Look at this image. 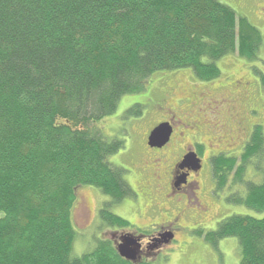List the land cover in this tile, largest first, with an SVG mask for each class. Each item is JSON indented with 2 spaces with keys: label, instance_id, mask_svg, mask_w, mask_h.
Returning a JSON list of instances; mask_svg holds the SVG:
<instances>
[{
  "label": "trees",
  "instance_id": "1",
  "mask_svg": "<svg viewBox=\"0 0 264 264\" xmlns=\"http://www.w3.org/2000/svg\"><path fill=\"white\" fill-rule=\"evenodd\" d=\"M261 41L256 25L219 0H0V264H131L109 240L73 253L80 187L112 201L135 195L109 160L124 139L105 137L99 122L127 95L150 97L156 109L155 84L165 77L167 92L176 71L213 81L221 58L253 60ZM241 149L211 157L213 178L218 188L243 182L233 202L264 212L262 125ZM249 165L260 181L244 178ZM200 236L235 237L238 264H264V215L232 214Z\"/></svg>",
  "mask_w": 264,
  "mask_h": 264
},
{
  "label": "rangeland",
  "instance_id": "2",
  "mask_svg": "<svg viewBox=\"0 0 264 264\" xmlns=\"http://www.w3.org/2000/svg\"><path fill=\"white\" fill-rule=\"evenodd\" d=\"M220 2L232 7L237 12L246 16L254 25L258 27L261 32V46L257 57L253 60L240 59L235 56H228L227 58L220 59L217 63L220 67V76L213 81H199L196 77L191 74L190 70H179L168 75L167 83L170 85L166 90L171 93L168 94L167 100L169 98L170 104H164L162 101V108L175 109L177 116L182 118H189L191 114L201 107L198 97H204L202 100L203 107L207 108L209 111L214 104H209L207 95L213 96L216 100L227 95L225 88H221L225 85H236L238 82L240 84L236 85V91L242 96L245 101L244 109L248 113L246 116L251 121L261 122L262 129H264V0H219ZM233 61V64L231 63ZM231 64V65H230ZM258 70H257V69ZM256 69V70H255ZM165 78V77H164ZM161 77V82H157L155 85L160 87L166 79ZM169 81V82H168ZM263 83L261 84V82ZM237 82V83H236ZM230 88L229 86H225ZM163 90L161 87L156 91L151 92V97L160 99V92ZM150 101H149V100ZM146 100L142 98L140 94H134V96H123L121 102L119 103L117 111L100 121L102 124V129L104 130V136L107 138L117 137L118 139H124V145L121 150H119L114 155L109 157V160L121 168L123 177L127 183L134 186V198L132 201L123 203L120 208L116 210L119 215L135 221L143 222L147 221L143 218V214H150L148 219H159L158 216V204L161 201H157L153 197V193L150 190L140 191L139 186L143 184L144 180L141 178L140 174L135 172V167L132 163L135 161L136 166H138L141 160H150L146 152L151 150L147 149L145 146V141L143 137L146 124L144 119L154 121H160L165 117L167 110L163 109L161 113H155L154 100L148 97ZM141 101L146 102L145 108L143 107L144 113L140 117L135 113H131V116L126 117L125 113L133 106L135 103H140ZM186 104V105H185ZM186 107L187 109H183ZM182 109L180 113L178 110ZM169 110V109H168ZM212 114V112H210ZM171 115V114H170ZM133 116V117H132ZM203 116V115H202ZM202 140L205 143L203 145V160L206 167H211V155H215L219 151L228 150L231 156H237L242 152V147L239 146L242 140L236 139L233 141L222 142L218 141L217 135L210 132L206 127L202 131ZM126 140V142H125ZM190 139L187 138L186 141ZM173 145H168L165 150L168 151L172 149ZM200 151L201 148L198 147ZM153 153L155 151H152ZM201 154V153H200ZM146 158V159H145ZM145 165L147 164L144 161ZM264 165V161L261 162ZM254 165H249L244 174V178L251 179L253 181L261 180L260 170H256ZM140 171V170H139ZM263 175V172H262ZM135 181V182H134ZM215 179L213 178L211 184H209V189H211V214L208 215L207 221L199 226L200 231H193L191 242L181 251L180 249H170L169 253L165 257V260L161 264H238L241 259V248L237 238L228 237L220 240L216 244L205 240L204 237L199 236L200 232L204 234L210 230H214L217 227L219 221L232 214H251L256 216L264 215V212H256L252 208L247 207L242 203L233 202L232 198L234 196H240L244 194L246 189L243 182L230 184L225 188H218ZM135 184L138 186H135ZM209 191V190H208ZM99 190L93 187H80L76 192V201L73 208V224L76 230V238L73 246V253L80 254L85 251L93 249V245L98 244L100 240L96 235V226L90 225V219L83 211L81 207L82 200L85 199L89 209L92 214V207L96 204V199L98 197ZM239 192V193H238ZM137 193V195H136ZM102 194V193H101ZM104 195V194H103ZM146 196L153 199L154 208L151 206V202L147 201ZM175 192H171V197H176ZM110 197H108L109 199ZM159 198V197H158ZM131 200V199H127ZM210 198L208 199V201ZM167 207V206H166ZM199 235H196V234ZM182 239L189 238L185 237ZM108 241V239H107ZM158 264V263H157Z\"/></svg>",
  "mask_w": 264,
  "mask_h": 264
},
{
  "label": "flooded vegetation",
  "instance_id": "3",
  "mask_svg": "<svg viewBox=\"0 0 264 264\" xmlns=\"http://www.w3.org/2000/svg\"><path fill=\"white\" fill-rule=\"evenodd\" d=\"M236 85L232 88L222 86L221 88H225L228 93L220 100L207 95L209 104H214L210 111L203 107L202 100L204 97H198L201 107L193 112L189 118L177 116L176 108H162L160 104H162L163 100L164 104H170L168 102L169 98L167 103L166 99L168 94L171 95V93L161 90V98L159 99L161 101L158 103L160 107L157 110L158 105H155V110H157L155 113L159 114L163 109L167 110V113L160 121L146 119V128L143 133L145 146L151 150L149 153L146 152L150 160H141L142 162H139L138 166H136L135 161L132 163V166L135 167V172L140 174L141 178L144 177L143 184L139 187L136 184L135 186L140 191L150 190L153 193V197L158 202L161 201L157 207L159 219H148L147 217L150 214L145 215L142 213L141 216L146 218L147 221L135 222L116 213V210L120 208L119 206L132 201L134 196L112 201L114 198L108 199L106 195L98 192L97 202L92 207V214L86 200H82L81 207L88 219H90V225L88 226H96L95 234L100 240L107 241L108 239L116 250L117 245L121 242L125 240L133 241V244L129 245V247L136 246L139 250L138 256H136L135 261L122 257L127 262L131 264H161L170 249L176 248L183 251L191 242L193 231H200L199 226H202L207 221L212 209L210 204L212 200L211 189H209V184H211L212 180V170L210 167L205 166L203 160L204 151L198 149V147L203 149V145L205 146L202 140L204 127L216 134L218 141L228 142L240 139L242 143L239 146L243 147L249 140L255 126L262 124L251 121L247 117L248 115L246 116L248 113L244 109L246 103L242 99L241 94L236 91V88H238ZM183 109L187 108L183 107ZM178 111L181 113L183 110L180 109ZM167 121L170 122L173 128L170 140L162 147L150 146L148 144L150 132L161 122ZM187 138L190 140L186 141ZM168 145H173V148L166 151L165 148ZM190 150H195L201 158L200 168H195L196 165L191 162L183 163L184 156ZM152 151L155 152L153 153ZM229 152L228 150H223L215 153V155L220 153L228 154ZM144 161L147 162L146 165ZM128 184L134 191V186L130 183ZM171 192H175L177 196L172 198ZM209 198L210 200L208 201ZM146 199L151 202V206L154 208L153 199L149 196H146ZM102 211L117 215L123 221L117 222L118 224L105 221L106 217H101ZM107 218H109L108 215ZM196 235L199 234L197 233ZM181 236L183 238L187 237L189 240L182 239Z\"/></svg>",
  "mask_w": 264,
  "mask_h": 264
},
{
  "label": "water",
  "instance_id": "4",
  "mask_svg": "<svg viewBox=\"0 0 264 264\" xmlns=\"http://www.w3.org/2000/svg\"><path fill=\"white\" fill-rule=\"evenodd\" d=\"M172 130L173 128L169 122L160 123L157 127H155L151 131L149 135V139H148L149 145L153 147H162L169 141L170 136L172 134ZM185 162L194 163L196 165L195 168L201 167V159L198 157L197 153L193 150H190L184 156L183 163ZM132 244H133V241H130V240H125L124 242H121L118 245V253L122 257L128 260L135 261L136 256H138L139 250L136 246H132L130 248L129 245H132Z\"/></svg>",
  "mask_w": 264,
  "mask_h": 264
}]
</instances>
